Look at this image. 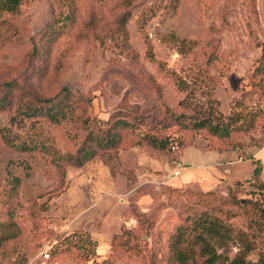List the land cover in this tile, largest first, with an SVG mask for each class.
I'll return each instance as SVG.
<instances>
[{
	"label": "rangeland",
	"instance_id": "rangeland-1",
	"mask_svg": "<svg viewBox=\"0 0 264 264\" xmlns=\"http://www.w3.org/2000/svg\"><path fill=\"white\" fill-rule=\"evenodd\" d=\"M61 1L0 10V264H176L169 236L200 214L223 226L208 235L219 259L264 254V190L246 182L244 158L264 154V0ZM62 85L81 97L63 118L16 112ZM245 111L256 114L251 127L225 138L192 125ZM116 116L136 127L81 165L64 163L60 177L46 148L74 152ZM143 133L181 145L157 148ZM232 146L242 159L215 165L223 176L183 179L184 167ZM176 160L184 167L173 175ZM188 245L187 262L201 264Z\"/></svg>",
	"mask_w": 264,
	"mask_h": 264
},
{
	"label": "trees",
	"instance_id": "trees-1",
	"mask_svg": "<svg viewBox=\"0 0 264 264\" xmlns=\"http://www.w3.org/2000/svg\"><path fill=\"white\" fill-rule=\"evenodd\" d=\"M19 2L20 0H0V10L14 12L18 7ZM71 2L72 0H62L60 3V9L72 10ZM69 15V12H64L63 15H60V23H63V19H66ZM54 21L55 20L48 24L47 40L51 39L50 35L53 31L51 26ZM13 83V81H6L3 83L6 86V91L12 88ZM5 95L6 94L4 93L0 94V108L8 103V99ZM79 99H81L79 95H75L65 85H62L52 97L44 98L45 103L35 104L32 102H25L16 107V112L25 116L43 114L47 119L57 121L70 113L72 110V102ZM255 115V112H232L223 120L219 118L212 121L203 117L194 120L192 125L206 128V130L212 135L219 138H225L232 131L251 127ZM135 127L136 124L133 121H130L123 116H116L111 120L106 119L105 123L101 126H97L94 129L89 128L84 139L80 142L74 152L60 151L54 147L46 148V150L49 152L56 168L60 170V177H62L64 174L62 165L64 163L81 165L85 161L91 159L98 149L117 146L120 141L119 129ZM141 137L146 143L157 148L165 145L169 147L174 145L175 148H177L181 145L180 140L173 136L170 138H160L153 134L143 133ZM229 149L235 150L237 154L240 155L235 146L229 147ZM244 158H251L253 162L251 174L246 178V182L256 184L259 190L263 191L264 180H262L260 172L261 165L264 164V161H261L258 157L253 158L251 155H247ZM18 182L19 178L17 176L12 177V185L14 187ZM208 217L209 216L205 214H200L197 218L199 219L198 221L195 219L193 223L191 222L192 224L190 223L191 225L178 224L175 230L170 234L168 241L169 256L176 264L193 263V260L187 262L189 258H192L193 253V249L188 244L196 245L198 255L202 257L201 264H264V254L259 255L256 260L251 261L245 258L244 250L237 252L228 260L219 259V253L216 252L214 246L210 243L208 235L219 231L223 232V226L222 224H217L213 218ZM188 234H191V239L189 240H187ZM85 239L88 240L89 238ZM88 242L91 243L94 248V240L89 239ZM46 249L49 251V248ZM41 258L43 260L47 259H44L43 257Z\"/></svg>",
	"mask_w": 264,
	"mask_h": 264
},
{
	"label": "crops",
	"instance_id": "crops-1",
	"mask_svg": "<svg viewBox=\"0 0 264 264\" xmlns=\"http://www.w3.org/2000/svg\"><path fill=\"white\" fill-rule=\"evenodd\" d=\"M218 152L220 154L216 158H214L212 162L205 163L203 165L195 163V164H192L191 166H188L186 169L184 167V172L182 173L183 179H189V178L192 179V178H200V177H205V178L219 177L222 174L218 171L215 165H219L220 163L227 162V161L242 159V157H240L235 150L229 149V150H222ZM255 155L256 157H261L259 159L261 161H264V158L262 157L264 154L261 155V154L255 153ZM207 166H209V169H207Z\"/></svg>",
	"mask_w": 264,
	"mask_h": 264
},
{
	"label": "built area",
	"instance_id": "built-area-1",
	"mask_svg": "<svg viewBox=\"0 0 264 264\" xmlns=\"http://www.w3.org/2000/svg\"><path fill=\"white\" fill-rule=\"evenodd\" d=\"M171 148L172 149H174L175 148V146L174 145H171ZM184 166H183V163H181V161L180 160H176L175 162H174V167H173V175H177V174H179L180 173V170L183 168ZM41 255H42V257L45 259V258H48V251H47V249L46 248H44V249H42L41 250Z\"/></svg>",
	"mask_w": 264,
	"mask_h": 264
}]
</instances>
